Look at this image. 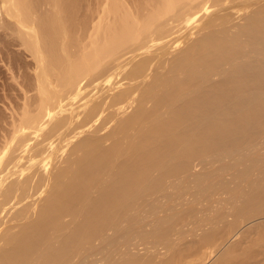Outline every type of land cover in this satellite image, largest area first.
I'll list each match as a JSON object with an SVG mask.
<instances>
[{
  "label": "bare ground",
  "instance_id": "1",
  "mask_svg": "<svg viewBox=\"0 0 264 264\" xmlns=\"http://www.w3.org/2000/svg\"><path fill=\"white\" fill-rule=\"evenodd\" d=\"M18 51L37 94L0 143V264L57 238L43 264H65L175 191L189 198L143 235L170 258L120 264H177L197 232L205 261L264 217V0H0V58ZM236 244L217 264H247Z\"/></svg>",
  "mask_w": 264,
  "mask_h": 264
},
{
  "label": "rangeland",
  "instance_id": "2",
  "mask_svg": "<svg viewBox=\"0 0 264 264\" xmlns=\"http://www.w3.org/2000/svg\"><path fill=\"white\" fill-rule=\"evenodd\" d=\"M248 7H246V9H247ZM210 11H212V10H210ZM195 31V30H194ZM198 31H200V30H198ZM197 30L195 31L196 33L198 32ZM194 32V33H195ZM196 33H195V35L194 36H196ZM178 45V44H177ZM175 48H176V46H174ZM179 48V47H178ZM177 48V49H178ZM16 49V48H15ZM19 53L16 55L15 53L13 54H10L11 56L12 55H14V58H15V56H18V57H20L19 59L18 58H15V59H13V58H11V57H9V55H7L9 58H7V56L5 55V57L7 58H5L4 56V58H5V60L3 59V58H0L1 60H0V70H1V72H0V122H1V116L2 115H5L6 117H4V122L2 121L1 123H2V125L0 126V127H2V128H0V135H1V138H0V141L1 140H3V141H1L0 143H4V146H7L5 143L7 142V143H10V141L11 140H13L12 142H14V144H15V141L17 140H15L14 141V139H15V135L16 134H14V130L13 129H11V127L13 128V125H11L10 126V124H14V123H17L16 122V120H15V122L14 123H10V124H7V123H9L10 121L11 122H13V120H12V116L10 117V115H11V113H12V115H13V117L14 116H18L17 118H15V119H17V121H19L18 120V118H21L22 116V114H20V112L21 113H23V112H25L23 109H25V105L27 104L28 105V102L26 103V101L32 96L33 97V95H34V97H35V95L37 94H35V91H33L32 90V92L30 91V90H27V92H26V94L27 95H24L25 94V89H29V85L28 84H30V86L31 87H33V88H35L34 86H35V84L33 83V81H32V83H30L29 82V80L28 79H26L27 77H29V75L31 74V75H33L34 74V72H32L33 71V69L31 68L30 69V67L29 68H27V69H29L28 70V72L30 73V74H28V72L26 73L28 76H26V78L25 77H21L20 75H21V73L19 72L18 74L19 75H17V72L18 71H20V69L19 70H16V68H14V67H17V66H19V67H17V68H20V62H21V66H23V63H25L23 60H26V61H30V57H28L27 55H23V54H21V52L20 51H18ZM176 52H178V51H176ZM11 58V59H10ZM30 58V59H29ZM21 60L20 62H18V60ZM23 59V60H22ZM4 60V61H3ZM12 60H14L13 61V65L11 66V61ZM17 61V62H16ZM15 63V64H14ZM14 66V67H13ZM8 67H9V69H10V67H12V68H14V69H12V71L10 72V71H8L9 69H8ZM26 69V70H27ZM11 70V69H10ZM14 70V71H13ZM16 70V71H15ZM99 70H101V68L99 69ZM25 70H23V72H24ZM5 72H8V74H6ZM21 72H22V69H21ZM4 73L7 75V76H5L4 75ZM11 73L14 75V73L17 75V76H15L14 75V77H16L15 79L14 78H11V77H13V76H11ZM25 73V72H24ZM20 76V77H19ZM5 77V78H4ZM19 77V78H18ZM7 78V79H6ZM25 78V80L28 82V84H27V82L25 83V81L23 80ZM30 78H32L33 79V76H30ZM29 78V79H30ZM8 81H6V80ZM14 79V80H13ZM17 79V80H16ZM19 79V80H18ZM23 80L24 81V85H26V86H24V85H21V84H23V81L21 82V80ZM3 80H5V81H3ZM14 81V82H13ZM18 81H20V82H18V84H20V85H18L17 84V82ZM31 81V80H30ZM9 83L10 85H12L13 87H14V85H15V87H14V90H11L10 91V89H9V87H8V91H7V86H6V83ZM16 83V84H15ZM5 84V85H4ZM32 84H34V86L32 85ZM3 85V86H2ZM18 85V86H17ZM4 86H5V88H4ZM12 86H10V87H12ZM20 86H23L24 88L22 89V90H20L21 88H20ZM12 87V88H13ZM26 87V88H25ZM17 89V90H16ZM89 89V88H88ZM35 90V89H34ZM20 91V92H19ZM7 92V93H6ZM29 92V93H28ZM34 92V93H33ZM2 93V94H1ZM5 94V95H4ZM8 94V96L7 97H5L6 95ZM11 94V95H10ZM2 96V97H1ZM5 98H4V97ZM18 96V97H17ZM27 96V97H26ZM28 96H30V97H28ZM9 97V98H8ZM33 97V98H34ZM70 97V96H69ZM72 97V96H71ZM3 98V99H2ZM26 98H27V100H26ZM33 98L31 99L30 98V100H28V101H30L31 103H32V101L31 100H33ZM18 99V100H17ZM35 99V98H34ZM6 100V101H5ZM26 100V101H25ZM1 101H3V102H1ZM33 101H35V100H33ZM15 102V103H14ZM74 102V101H73ZM14 103V104H13ZM16 104V105H15ZM18 104V105H17ZM30 104V103H29ZM15 106V109H11V108H13L14 106ZM23 105V106H22ZM30 105H32V104H30ZM8 108H7V107ZM16 106H17V110L19 111H17L16 110ZM29 106V105H28ZM27 106V107H28ZM20 107V108H19ZM24 107V108H23ZM26 107V109H28L29 107H31V106H29L28 108ZM20 109V110H19ZM30 109H32V108H30ZM12 110V111H11ZM14 110V111H13ZM22 110V111H21ZM16 111L18 112V113H16ZM2 112H4V113H2ZM15 114H18V115H15ZM20 114V115H19ZM24 114V113H23ZM9 115V116H8ZM9 118H11V119H9ZM6 119V120H5ZM9 119V120H8ZM8 121V122H7ZM19 123H20V121H19ZM19 123H17V125L19 124ZM5 126H6V132H5ZM15 126V125H14ZM10 127V128H9ZM4 128V129H3ZM9 128V129H8ZM4 132H3V131ZM11 130V131H10ZM2 131V132H1ZM9 131V132H8ZM11 132L14 134V136L13 137H11L10 135H11ZM6 135H5V134ZM5 135V137L4 136H2V135ZM10 134V135H9ZM20 134V133H19ZM19 134H17V136L19 135ZM21 134H24V133H21ZM8 135L11 137H9L8 138ZM8 138V140H7V138ZM3 138H5L7 141H5V139H3ZM14 138V139H13ZM9 139H10V141H9ZM9 141V142H8ZM32 142V141H31ZM31 142L29 143V144H26L27 146H29V148H30V150L28 149V147L26 148L25 147V150L26 149H28V151L30 152L32 149H33V147H34V145H33V143H32V147H30V144H31ZM0 145L1 147H0V151H1V149H2V147H3V145ZM14 144H9V145H11V146H13ZM35 144V143H34ZM8 145V146H9ZM7 146V147H8ZM10 146V147H11ZM36 146H38V145H35V148H39V150H40V147H36ZM40 146V145H39ZM6 147V148H7ZM9 147V150L10 149H12V148H10ZM35 148H34V150H35ZM4 149V148H3ZM8 149V148H7ZM7 149H5L6 151L5 152H7L8 150ZM37 150V149H36ZM36 150H35V152H36ZM39 150H37V151H39ZM27 151V150H26ZM27 151V152H28ZM4 152V151H3ZM3 152H1V153H3ZM32 152H34V151H32ZM34 152V153H35ZM40 152V151H39ZM26 154H28V153H26ZM31 154V153H30ZM30 154H28V155H30ZM37 154V153H36ZM22 155H23V153H22ZM21 156V155H20ZM23 156H25V154L23 155ZM22 157V156H21ZM21 157H19V158H21ZM73 158H75L74 156H73ZM46 161H47V163L48 162H51V160L50 159H46ZM42 162H44V161H42ZM45 163L46 162H44V165L43 166H46L47 165V163H46V165H45ZM47 167V166H46ZM47 168H49V166L47 167ZM219 174H222V171H219ZM180 193H182V194H180ZM179 194V195H178ZM187 195V191H175L174 192V198H173V200H168V199H160L161 200V206H166V208H160V207H157L156 206V204L155 203H150V204H148V205H142V206H140L139 208H138V210H137V212L134 214V219H136V222L135 223H132V222H126V223H123L118 229H116L115 231H112V232H110L105 238H103V239H98V240H94V241H92L90 244H88V245H85V246H79L78 248H76V249H74V250H72L71 251V253H70V256H69V258H68V260H67V262L65 263V264H120V263H123V262H125V261H127V260H129V259H142V261L144 260V258H146V260H147V258H148V256L150 255V252H152L153 254H154V252H156V254L158 253V252H160V254H162L163 256L166 254V256L167 257H160V258H163V259H165V258H170L169 256H171V255H169L170 253H168V255H167V253H166V248L165 247H167V246H165L164 244L163 245H161V243H159L158 245H156V244H153L152 242H150V241H148V240H146V239H144L143 238V235L145 234V232L147 231V230H149V228H150V225L158 218V217H167L168 218V216H170L171 214H172V209H176V207L178 206V205H180L182 202H184V200L185 199H188L189 198V196H186ZM230 197V194L229 195H224V196H222V197H219V199H218V201L216 202V203H226L225 201H223V199H221V198H229ZM167 206H172V209H170V208H167ZM169 209V210H168ZM264 217L262 218V219H260V220H257L256 222H254V223H252V224H247V225H243L242 227H241V229L239 230V232H238V234L237 235H235V237L233 236V237H231V238H229L227 241H226V243L224 244V246H220V248L221 249H216V250H218V251H216L214 254H213V257H211V259L210 258H208L207 260H202V259H205V258H200L199 256H196L197 255V253H196V255L194 256L192 253H194L195 251H191V250H189V251H187L188 250V248L190 249V247H186L187 245L188 246H191V244L193 245V242H195V241H197V240H199L198 238V236L200 235V232H197L196 234H192V233H186L185 235H184V238H182V239H180V240H178V247L179 248H177V250L179 251V249L180 250H182V251H180V253L181 252H184V249L186 248L187 250V253H186V251L184 252L185 254H184V256L185 255H187V256H185V257H187V258H185L184 256H183V254H181L182 256L180 257V259H179V261L181 262H179L178 261V263L177 264H187V263H189L188 261H190V260H192V262L193 263H189V264H195V262L196 261H198L196 264H217V261H218V259L220 258V256H221V254L223 255L224 253L223 252H225L226 253V251H228L229 250V248L231 247V246H233V244H234V246H235V244L237 243V242H240L239 244L237 243L236 245L238 246V247H240V249H243V251H240V252H238V254L239 255H241L242 254V252H244V249L246 250V251H248V256H246V258L248 257L249 258V260H247V264H249L250 262H252L253 264L255 263V264H264V242H260V241H258L257 242V237H259L258 236V233H259V231H260V233L261 232H263L264 233ZM261 221V222H260ZM258 222H260V223H258ZM257 223H258V225H257ZM255 226V227H254ZM258 226V227H257ZM262 227V228H261ZM132 229V230H129V229ZM251 230H250V229ZM253 229V230H252ZM259 230V231H258ZM18 231V229L16 230V231H14V232H17ZM242 232V233H241ZM244 232V233H243ZM254 232V233H253ZM249 233H251V234H249ZM257 233V234H256ZM263 233H262V235H263ZM239 234H241V235H239ZM238 235L243 239H241L240 237V239L238 238ZM264 236V235H263ZM244 240L245 241H247V242H244ZM261 241H264V239L263 240H261ZM244 242V243H243ZM249 242V243H248ZM247 245H246V244ZM63 239L62 238H57V239H55V240H53V241H51V242H48V243H45V244H40L39 246H35L34 248H32L31 249V253H30V260H31V264H43L44 263V257H43V255H44V253L45 252H47V251H49V250H58V249H61L62 247H63ZM190 244V245H189ZM232 244V245H231ZM195 245L196 244H194V248H195ZM4 246V243H3V241H0V249H3L2 247ZM233 246V247H234ZM6 247H10V246H6ZM159 247V248H158ZM184 247V248H183ZM192 247V246H191ZM241 247H244V248H241ZM253 247V248H252ZM157 248V249H156ZM165 248V249H164ZM251 248V249H250ZM4 249H6L5 247H4ZM7 250H10L9 248H7ZM2 251V250H1ZM6 251V250H5ZM150 251V252H149ZM177 251V252H178ZM192 253H191V252ZM250 251H252V252H250ZM10 252V251H9ZM190 252V253H189ZM1 253V252H0ZM151 253V255H153ZM189 253V254H188ZM255 253V254H254ZM155 254V255H156ZM159 254V253H158ZM157 254V257L158 256H160V255H158ZM190 254H192L195 258H196V261L194 260L195 258L194 257H191V255ZM243 254H245V252L243 253ZM246 254V255H247ZM262 254H263V256H262ZM147 255V256H146ZM190 255V256H189ZM251 255V256H250ZM254 255V256H253ZM189 256V257H188ZM150 257V256H149ZM183 257H184V259H183ZM197 257H199L200 259L199 260H201V261H199L198 259H197ZM159 258V257H158ZM192 258V259H191ZM247 258V259H248ZM253 260H252V259ZM183 259V260H182ZM190 259V260H189ZM146 260H144V261H146ZM141 261V262H142ZM184 261V262H183ZM195 261V262H194ZM204 261V262H203ZM249 261V262H248ZM183 262V263H182ZM186 262V263H185ZM200 262V263H199ZM257 262V263H256ZM252 263H250V264H252ZM142 264H145V263H143L142 262ZM147 264V263H146ZM149 264V263H148Z\"/></svg>",
  "mask_w": 264,
  "mask_h": 264
}]
</instances>
